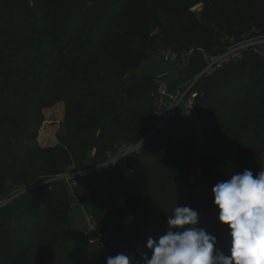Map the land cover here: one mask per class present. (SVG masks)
I'll return each instance as SVG.
<instances>
[{
	"label": "trees",
	"instance_id": "16d2710c",
	"mask_svg": "<svg viewBox=\"0 0 264 264\" xmlns=\"http://www.w3.org/2000/svg\"><path fill=\"white\" fill-rule=\"evenodd\" d=\"M252 31L264 34V0H0V196L73 173L0 209V264H106L121 253L144 264L148 237L163 234L177 205L196 210L227 253L212 188L234 172L264 170L260 52L246 50L198 79L189 116L169 118L128 155L138 168L127 180L119 165L78 172L149 135L158 75L170 92L180 85L167 72L181 61L156 59L154 47L213 55ZM151 62L156 71L142 70ZM59 103L56 143L41 146L43 111ZM200 131L214 142L200 144ZM75 211L90 215L106 245L89 241Z\"/></svg>",
	"mask_w": 264,
	"mask_h": 264
},
{
	"label": "clouds",
	"instance_id": "9594fccd",
	"mask_svg": "<svg viewBox=\"0 0 264 264\" xmlns=\"http://www.w3.org/2000/svg\"><path fill=\"white\" fill-rule=\"evenodd\" d=\"M218 220L228 226L227 253L218 241L199 226V215L190 206L177 205L166 215L163 234L149 236L150 258L144 264H264V170L234 172L212 188ZM106 264H130L121 253L109 256Z\"/></svg>",
	"mask_w": 264,
	"mask_h": 264
},
{
	"label": "built area",
	"instance_id": "2783aa9c",
	"mask_svg": "<svg viewBox=\"0 0 264 264\" xmlns=\"http://www.w3.org/2000/svg\"><path fill=\"white\" fill-rule=\"evenodd\" d=\"M193 49L185 51L183 53L177 54L174 53L170 48H165L159 51L160 59L164 62L179 60L184 65L187 61V57L189 53ZM246 50H253L256 52H260L264 55V34H256L255 36L244 38L241 40H236L232 42L229 46L224 48L221 52L213 55H207L204 53L205 59L207 61L206 67L202 70L201 74L197 78H193L190 80L182 81L179 86L176 87L175 91L170 92L168 90V85L166 80L163 78L164 74H160L157 76L158 83L156 87V119L154 121V126L147 137L141 140L138 143H133L129 146L123 144L121 146L116 147V149L110 152L107 155L106 160L101 163L100 165L88 167L83 171H79L78 173L86 174L92 172H100L105 167H113L116 165L120 166V169L123 173L124 178L127 180L129 176L138 168L134 163H128L127 157L130 153L139 151L147 142L148 137L158 131L159 129L163 128L169 118L174 116H189L190 111L193 110L194 102L197 97V92L194 89V85L198 79H200L204 75L212 74L218 67L223 65L224 63L231 62V61H238L241 60L244 56V52ZM55 115H51L49 118H45L44 124L47 123H54L55 122ZM58 122V120H57ZM56 122V123H57ZM60 123V121H59ZM196 127L200 129H210L211 124L208 121H197L196 120ZM201 132V136L199 138V143H205L207 141L213 143L214 140L208 134ZM206 132V131H205ZM209 133V132H207ZM199 144V145H200ZM72 170H68L65 174L59 175L54 178H50L49 180L43 181L41 183H36L27 187H23L20 190H13L7 193L4 196H0V209L7 204L14 196L26 192L37 185L46 184L50 181L63 178L66 183L71 180V175L73 174L70 172ZM196 176L201 177L199 170H196ZM80 216H82L81 222L78 224L82 225V229L86 232H91L92 236L89 241L99 242L101 245H106V233H103L99 227H97L96 222L84 211H80ZM108 247V244H107Z\"/></svg>",
	"mask_w": 264,
	"mask_h": 264
},
{
	"label": "water",
	"instance_id": "95a60500",
	"mask_svg": "<svg viewBox=\"0 0 264 264\" xmlns=\"http://www.w3.org/2000/svg\"><path fill=\"white\" fill-rule=\"evenodd\" d=\"M153 50L155 51L156 59H160V54L158 51V46L154 47ZM207 61L204 56V52L201 49H193L188 57L187 61L184 65L171 69L167 72V75L170 79H175L177 81H186L193 78H197L202 70L206 67ZM126 82L129 83V76H126ZM129 84L127 85V92L129 90ZM120 98V100H122ZM131 145V143L127 142L126 146ZM90 157V155L87 156V159ZM85 165L88 164V160L84 162ZM73 187V186H71ZM76 207V206H75ZM72 210V209H71ZM71 217V215H70Z\"/></svg>",
	"mask_w": 264,
	"mask_h": 264
},
{
	"label": "rangeland",
	"instance_id": "374dc122",
	"mask_svg": "<svg viewBox=\"0 0 264 264\" xmlns=\"http://www.w3.org/2000/svg\"><path fill=\"white\" fill-rule=\"evenodd\" d=\"M163 63H160V65H162ZM159 67V64H154L153 62H151V65H145L143 67L142 70H148V71H156ZM44 115L47 116V118H49L52 114L55 115L56 119L54 123H47L45 124L43 127L39 128L38 131V137L40 139V145L41 146H47V145H52L54 144V139H55V133L58 131V129L60 128V117H62V110H61V104H56L54 107L49 108V109H44ZM58 120V122H57ZM57 122V123H56ZM44 136V138L42 137ZM37 137V138H38ZM38 141V140H37ZM46 141V142H45ZM82 216H80V214L75 211L73 213V222L74 224H78L79 222H81Z\"/></svg>",
	"mask_w": 264,
	"mask_h": 264
},
{
	"label": "crops",
	"instance_id": "0c3cea01",
	"mask_svg": "<svg viewBox=\"0 0 264 264\" xmlns=\"http://www.w3.org/2000/svg\"><path fill=\"white\" fill-rule=\"evenodd\" d=\"M259 32L258 31H252V32H250L249 34H247L246 36H244V37H242L241 39H246V38H248V37H252V36H255L256 34H258ZM240 39V40H241ZM233 41H227V44H226V46H225V48L227 47V46H229L231 43H232ZM224 49V48H223ZM43 138H44V136H42ZM37 140H38V142L40 143L41 141H40V139H39V137L37 138ZM46 142V141H45ZM56 143V140L54 139V144ZM48 146V145H47Z\"/></svg>",
	"mask_w": 264,
	"mask_h": 264
}]
</instances>
